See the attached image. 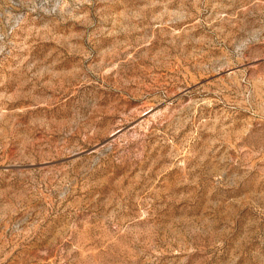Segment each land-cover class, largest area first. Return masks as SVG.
I'll return each instance as SVG.
<instances>
[{
    "label": "rangeland",
    "instance_id": "1",
    "mask_svg": "<svg viewBox=\"0 0 264 264\" xmlns=\"http://www.w3.org/2000/svg\"><path fill=\"white\" fill-rule=\"evenodd\" d=\"M0 264H264V0H0Z\"/></svg>",
    "mask_w": 264,
    "mask_h": 264
}]
</instances>
